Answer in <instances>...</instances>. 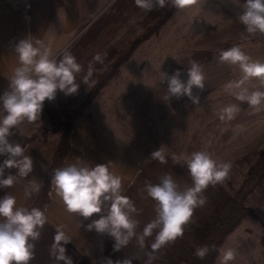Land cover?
I'll return each mask as SVG.
<instances>
[{
    "label": "rangeland",
    "instance_id": "374dc122",
    "mask_svg": "<svg viewBox=\"0 0 264 264\" xmlns=\"http://www.w3.org/2000/svg\"><path fill=\"white\" fill-rule=\"evenodd\" d=\"M99 1V7L97 4L94 15L87 17L84 24H78L77 31H70L68 38H76L82 31L87 33L93 22L99 21L98 18H103L110 12L116 0ZM244 2L245 0H240V3ZM168 8L170 6L150 12L141 9L128 20L119 24L120 26L112 38L107 35L104 37L108 30L106 28L101 30L104 22L100 23L101 29L98 27L90 34L89 38L92 36L91 39L96 43L100 41L101 45L105 47L104 49L111 46L115 47L118 52L131 39L155 23L157 18ZM239 11V5L234 3V0H206V2L185 9L174 8L164 25L142 42L132 56L120 66L119 72L107 82L108 84L112 81L109 90H112L113 83L119 84V89L116 91L118 95L114 94L116 89L113 87L112 94L114 95L112 96H121L127 106L130 107L132 102L136 104L142 102V105L138 104L140 110L123 112L124 119L121 126L126 139H134V146L141 148V157L143 156L146 162L150 163V168L142 180L141 193L146 192V183H158L165 174L171 175L181 189L191 186L192 181L186 164L183 160L178 164L174 163L172 159L174 155L184 156L195 151H207L215 159L232 164L229 178L224 183L214 187L209 186L205 190L204 196L207 198V202L194 211L190 223L185 226L183 236L155 252L152 248L145 246L133 248L134 260L132 264H145L149 255L155 257L151 264H160L168 260L188 264L195 251L196 242L193 233L196 226L202 220L213 218L215 206L239 186L249 166L264 145V106L260 110H256L249 107L247 103H240V111L231 121H221L217 115L219 108L229 103H239L223 91V86L229 81L240 79L242 75L238 67L220 63V51L233 45H240L242 50L253 60L264 62V34L257 33L254 36L248 34L238 20ZM32 28L34 31L38 28V24L31 25V30ZM80 29L81 31H79ZM54 34L57 35V33ZM77 40L78 44L76 45ZM69 44L68 49L74 47L79 50L78 53L81 56H79L78 63H83V68L86 62L91 61L92 56L100 52L97 46H89L85 50L84 40H81L80 36L72 42L70 40ZM82 50H85L83 54ZM197 51H207V57L199 63L205 75V87L203 90L193 87V95L198 96L200 100V103L193 104L187 95L180 97L171 95L168 92L167 83L160 82L159 71L161 69L171 75V70L177 61L193 58ZM110 61V59L107 60L106 64ZM105 66L99 67L94 62V79L87 92L95 84L98 75L102 73ZM181 73V79L186 82L187 71ZM77 77V80H80L81 73ZM80 90L78 89L75 94L80 96L79 98L82 97L80 99L82 103L87 92L82 93L81 96ZM93 98L86 104L90 103ZM83 106L78 110L81 111ZM54 108L60 111L67 109L64 105ZM0 111H2V106H0ZM42 113L46 114L44 111ZM47 117L48 122L41 118L31 123L26 121L24 126L27 127H22L24 131H21L22 128L19 124V130L24 132L20 139L22 138L24 141L36 134L39 138L55 135L57 142L58 132H51L55 125L48 115ZM44 131L47 133H43ZM14 140L16 141V139ZM160 147L164 149L167 163H160L150 157L151 153ZM146 197L147 194L143 193L144 199L136 200L137 208H151V220H153L156 216L155 205L153 200H147ZM263 197L264 189L262 188L245 200V204L250 207L252 213L246 215L225 238L214 264H220V253L227 248H232L236 252V258L230 264H264ZM155 235L156 231L151 237ZM148 238L145 240L148 241ZM130 250L129 248L125 249L128 253ZM80 253L87 259L82 251ZM123 257L124 259L131 258Z\"/></svg>",
    "mask_w": 264,
    "mask_h": 264
},
{
    "label": "clouds",
    "instance_id": "9594fccd",
    "mask_svg": "<svg viewBox=\"0 0 264 264\" xmlns=\"http://www.w3.org/2000/svg\"><path fill=\"white\" fill-rule=\"evenodd\" d=\"M135 5L145 12L163 9L165 6L185 9L206 0H134ZM239 5L238 20L250 35L264 34V0H234ZM19 65L14 69L8 88L0 95V156L6 159L0 164V188H11L17 177L26 178L34 169L30 155H25L22 145L10 137L19 124L27 120H40L45 100H54L57 90L65 95L77 93L80 84L76 77L83 71L76 57L65 51L60 58L53 56L49 47L41 40L35 43L27 38L15 46ZM107 53H97L93 62H89L83 82L87 84L95 71L94 62L103 64ZM219 61L228 66H236L241 72L238 80L229 81L223 91L239 103H229L219 108L217 115L221 121H231L240 111V103L260 110L264 106V62L253 60L240 45H233L219 53ZM187 68V81L181 79V71L175 70L171 75L160 69L159 79L166 82L168 92L180 97L187 95L193 104L200 103L199 97L193 95V87L203 90L205 75L202 66L190 60ZM160 163H167L164 149L160 147L150 156ZM174 163L181 160L187 166L191 177V186L181 189L180 185L169 174L160 178L158 183H146L147 196L155 202V218L146 224L141 234L136 229L139 221L133 218L137 213L133 202L122 195L121 177L113 174L108 164L97 163L95 166L69 164L54 170L51 183L57 196L70 214H77L85 219L101 214L86 225L88 231L95 230L108 234L114 243V251L125 248L133 237H136L141 248L145 239L156 231L151 245L153 252L165 247L184 234L185 226L193 217L194 211L206 204L205 190L209 186L224 183L230 175L231 162L215 159L207 151H195L190 155L173 156ZM5 169H15L16 173L8 174ZM41 185L32 179L25 187V196L40 191ZM47 222L43 210L17 206L16 197L5 194L0 197V264H30L35 258V242L40 239L41 230ZM61 226L55 231L50 247L51 256L63 264H73L66 255L64 245L71 241ZM209 252L207 245L196 248L194 255L203 260ZM149 255L146 264L154 259ZM236 258L232 248L221 251L220 264H230ZM106 264H132L131 259L117 260L110 258Z\"/></svg>",
    "mask_w": 264,
    "mask_h": 264
},
{
    "label": "crops",
    "instance_id": "0c3cea01",
    "mask_svg": "<svg viewBox=\"0 0 264 264\" xmlns=\"http://www.w3.org/2000/svg\"><path fill=\"white\" fill-rule=\"evenodd\" d=\"M83 1L0 0V95L8 88L13 71L19 65L15 46L23 39L29 38L34 43L36 40H41L45 46L51 49L54 57L60 58L65 51H68L76 57L77 62L79 61V56H81L78 53L79 50L74 47L68 49L69 41L71 40L72 42L79 36L82 40L81 34L83 36L86 32L82 31L76 38L68 37L70 31H77V25L82 24L80 5ZM99 4L100 1L98 7ZM33 24H38V28L34 29V31L33 28L31 30V25ZM56 26L57 28H54ZM54 33H57V35ZM62 35L64 36L63 39ZM86 40L84 39L85 50L91 46ZM85 50L81 51L82 54ZM88 64L89 62L85 63L84 76L86 75ZM84 76L82 75L80 80H76L80 84L81 96L83 95L82 93L87 92L88 87L93 83V81H89L85 84L83 82ZM111 82L105 85L91 102L83 106L82 110L79 111L74 120L69 154L60 167L73 163L86 166H95L97 163L108 164L110 171L121 177L122 195L128 197L137 209V213L132 215L134 219L137 218L136 220L139 221L136 229L139 235L143 232L142 226L145 227L146 224L152 221L151 208L144 207L140 209L137 208L136 204V200L144 199L143 193L145 194L146 192L141 193V185L150 168V163L148 164L145 158L141 157V148L134 146V139H126L121 126L124 119L123 112L126 110H140L139 105H142V102L138 103L139 105L132 102L133 104L131 103L129 107L123 102L121 96L113 97L112 95L114 94L118 95L116 91L119 89V84L113 83V86H111L112 90H109ZM113 87L116 89L114 94H112ZM79 97L76 94L65 95L57 90L55 99L46 101L53 107L64 105L67 108H73L81 104L80 99L82 97ZM41 119L48 122V117L44 113H41ZM26 121L20 124L21 128ZM20 126L18 125L12 130L14 134L10 137V140L16 139V142L24 147L25 155H30L33 159L34 169L26 178L17 177L16 183L11 188H0V197L5 194L13 195L16 197L17 206L29 208L38 193L25 196V187L34 178L42 186L46 169L50 165L56 149V137H54L55 135L49 136L47 140L36 138L23 145V139H20V137H23L24 132L21 131L24 130L22 128L20 131ZM25 135L27 134L25 133ZM4 159H6L5 156L2 158L1 164ZM15 173V169H5V178L8 174L15 175ZM146 199L152 201L148 196ZM45 214L47 222L55 231L58 226H61L62 230L72 238L69 244L82 251V254L86 255L91 264H106V260L109 258L113 262L117 260L123 261V256L131 257L134 254L133 248L140 247L136 237H133L125 248L114 251L115 241L111 236L106 233H97L95 230L88 231L86 228L87 224L91 223L93 219H98L101 214H94L93 217L85 219L77 214L68 213L63 202L57 196L53 185L49 202L45 208ZM154 238L155 236H150L148 241L145 240L144 246L151 248ZM128 248L131 249L129 253L125 251ZM130 259L133 261L134 256Z\"/></svg>",
    "mask_w": 264,
    "mask_h": 264
},
{
    "label": "trees",
    "instance_id": "16d2710c",
    "mask_svg": "<svg viewBox=\"0 0 264 264\" xmlns=\"http://www.w3.org/2000/svg\"><path fill=\"white\" fill-rule=\"evenodd\" d=\"M99 0H84L80 5V16L81 23L84 24L87 17L94 15L97 4ZM175 7H170L161 14L155 23L148 26L140 34L131 39L127 45L116 52L115 47H108L104 49L97 39L96 43L93 41L92 36L89 38L90 34L95 31L103 23L101 30L107 29L104 37L107 35L112 38L113 34L119 28V24L128 20L131 16L138 13L141 9L135 5L134 0H116L108 14L103 18H98L96 22H93L88 32L82 36L83 40L89 38V44L94 47L97 46L99 53H107L108 58L104 59L103 64L96 62L99 67L105 66L102 73H100L96 79L95 84L92 85L90 90L86 93L84 101L79 104L78 107L67 108L64 111H60L48 104L45 100L43 105V110L49 117L51 122L55 125L51 132H58V138L56 142V149L53 154L52 160L45 172V177L43 184L38 192L35 201L31 204L29 209L32 207L40 208L45 212V208L50 199V191L52 188L51 178L55 169L59 168L66 157L69 154L71 143V133L74 126V120L79 113L78 108L85 105L88 100L94 97V95L103 88L107 82L119 72L120 66L127 61L133 54V52L148 38H150L154 33H156L165 21L169 18ZM107 38V37H106ZM196 56L193 55L189 58H184L175 63L172 68L171 73L179 69L181 72L187 71L190 67L189 61L194 59L196 62L200 63L205 57H207V51H197ZM93 57L91 61L93 62ZM196 57V58H195ZM111 60L106 64L107 60ZM83 63H81L82 65ZM85 65V64H84ZM84 70V68H83ZM95 73V72H94ZM93 76L89 81H92ZM84 76V72H81V76ZM78 77H76V80ZM43 133H47L44 131ZM39 138V136L33 135L23 141L25 145L28 141ZM46 140L47 137L41 138ZM4 156L0 157L1 160ZM264 189V145L258 156L249 166L246 171L241 183L238 187L234 189L231 194L226 195L216 206L212 219L202 220L194 230V239L196 242L195 250L199 246L207 245L209 247V252L206 257L201 260L198 259L194 253L188 264H214L217 256L219 255L220 246L223 244L225 238L235 229V227L244 219L248 214L252 213L250 207L245 204V200L257 190ZM264 198V197H263ZM55 235V229L48 223L44 225L41 230V236L38 241L35 242V258L30 261V264H63L62 261L55 260L50 254V247L53 243V238ZM66 248V255L71 257L73 264H91L86 258L80 255V251L70 245L69 243L64 245ZM146 264V263H145ZM160 264H181L176 263L172 260L161 262Z\"/></svg>",
    "mask_w": 264,
    "mask_h": 264
}]
</instances>
